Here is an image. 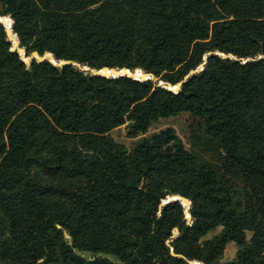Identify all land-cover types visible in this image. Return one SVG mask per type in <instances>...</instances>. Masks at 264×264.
Wrapping results in <instances>:
<instances>
[{"label":"trees","instance_id":"1","mask_svg":"<svg viewBox=\"0 0 264 264\" xmlns=\"http://www.w3.org/2000/svg\"><path fill=\"white\" fill-rule=\"evenodd\" d=\"M0 19L56 62L0 23V264H264V0H0ZM180 112L190 149L144 135Z\"/></svg>","mask_w":264,"mask_h":264},{"label":"rangeland","instance_id":"2","mask_svg":"<svg viewBox=\"0 0 264 264\" xmlns=\"http://www.w3.org/2000/svg\"><path fill=\"white\" fill-rule=\"evenodd\" d=\"M1 20V19H0ZM2 21V20H1ZM11 22V21H10ZM4 24V23H3ZM5 27V25H4ZM14 35V34H13ZM15 36V35H14ZM8 40L10 41L11 45H13V42H12V39L11 37L8 35ZM16 38V37H15ZM16 43H17V39H16ZM18 46V45H17ZM18 48H21V47H18ZM21 53L18 52V54L20 55L21 59L23 62L25 63H28L29 62V56L30 54H28L27 56L24 55V49L21 48ZM49 54V53H48ZM47 53H44L43 55H38L39 57H44V58H47L49 61H51L52 63H56L52 58H51V55L50 57L48 56ZM59 63V62H58ZM78 68L80 69H84L85 67L83 66H77ZM122 69V68H121ZM120 70V69H118ZM95 71V70H94ZM98 71V70H97ZM128 71V70H127ZM135 71V70H134ZM133 72H130L128 71V75L130 76H133L132 74L134 73ZM125 72V71H123ZM148 75V74H147ZM136 76H139L138 78H143L145 76H142V75H136ZM160 84V82H159ZM175 86V85H174ZM174 86H169V85H166L167 88L169 89H172V90H175V87ZM193 120V117L187 113V112H180L178 114H175V115H169L167 117H163V118H159L157 119L156 121H154L147 129V131L144 133V135H147V134H150L152 132H155L161 128H164V127H167V126H170L174 129L175 133L177 134V136L180 138V140L182 141L184 147L186 149H190L189 147V142H188V132H189V127H190V124ZM108 136L110 138H112L115 142L117 143H120L122 145H124L125 147H129L134 141L136 138H129L125 135V132H124V125H121V126H118L116 128H113L112 130H110L108 132ZM171 197H167V199H164V200H161V204L162 203H165L166 201H168ZM185 199V198H183ZM187 204L182 202V200L180 199L181 203L183 204V206H186V207H189V201L187 199H185ZM187 214V215H186ZM188 216V221L187 222H190V218H189V215H188V211L186 212L185 209H184V217H187ZM219 228H217L215 231L213 232H210L209 234H207V236L211 235L212 233L218 231ZM249 235V232H246L245 233V236L246 238L248 237ZM234 251H235V245L233 242H230L229 244H227L223 250V254L221 256V259L220 261L221 262H225L229 259H231L233 257V254H234ZM83 256L85 257H88L90 256L91 254L90 253H82ZM112 258V257H111ZM193 264H199V263H193Z\"/></svg>","mask_w":264,"mask_h":264},{"label":"water","instance_id":"3","mask_svg":"<svg viewBox=\"0 0 264 264\" xmlns=\"http://www.w3.org/2000/svg\"><path fill=\"white\" fill-rule=\"evenodd\" d=\"M0 23L3 25V23H2L1 21H0ZM3 26H4V25H3ZM4 28H5V27H4ZM10 31H11V29H10ZM5 34H6V36L8 37V33H7V31H6V28H5ZM11 49H12V50H16L17 53L19 52V50H22L21 48H18L17 44H16V46L11 45ZM31 58H36V59H38V60H41V59H43L44 57H43V56H42V57H39V56L36 54V52L32 51L31 54H30V56H29V60H30ZM64 62H67V61H60L58 64H60V63H64ZM84 69H86V68H84ZM101 70H105V71H104V72H101ZM90 73H91V74H102V75H104V76H111V77L118 76V75H122V74H126L127 76H130V75H128L126 72H123L122 69H121V70H118V69H115V68H107V67H102V68L99 69L98 71L90 70ZM143 74H144V73H143ZM187 75H188V74H186L183 78H185ZM144 76H145V77H143V78H141V79L148 78L150 75H149V74H148V75H147V74H144ZM180 83H181V81L175 84V86H174V87H175V90L178 88V86L180 85ZM170 199H181V200H182L183 197H181V196H173V197H171ZM184 209H185L186 212L188 211V207L184 206Z\"/></svg>","mask_w":264,"mask_h":264},{"label":"bare ground","instance_id":"4","mask_svg":"<svg viewBox=\"0 0 264 264\" xmlns=\"http://www.w3.org/2000/svg\"><path fill=\"white\" fill-rule=\"evenodd\" d=\"M1 21V20H0ZM2 22V21H1ZM3 23V22H2ZM4 25V24H3ZM6 28V27H5ZM6 31H7V29H6ZM121 70V69H120ZM122 71H125L126 73H128V71L125 69V68H122ZM136 72H140V70H138V69H136L135 70ZM101 72H103L102 70H101ZM137 77H139V76H137ZM183 200L184 199H182V202H183Z\"/></svg>","mask_w":264,"mask_h":264},{"label":"built area","instance_id":"5","mask_svg":"<svg viewBox=\"0 0 264 264\" xmlns=\"http://www.w3.org/2000/svg\"><path fill=\"white\" fill-rule=\"evenodd\" d=\"M132 77H133V76H132ZM134 78H138V77H134ZM186 215H187V214H186ZM187 218H188V216H187V217H185V219L188 221V219H187Z\"/></svg>","mask_w":264,"mask_h":264}]
</instances>
